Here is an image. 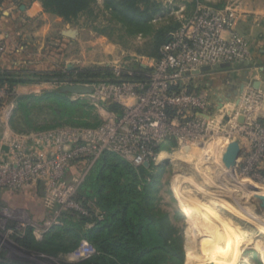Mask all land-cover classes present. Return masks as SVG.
<instances>
[{"label": "rangeland", "instance_id": "obj_1", "mask_svg": "<svg viewBox=\"0 0 264 264\" xmlns=\"http://www.w3.org/2000/svg\"><path fill=\"white\" fill-rule=\"evenodd\" d=\"M248 1L264 7V0L143 1L139 7L147 20L136 23L130 20L136 19L131 10L120 11L118 0H94L90 11L70 21L44 9L12 28L5 36L9 45L4 41L0 53V264H90L101 254L92 237L109 215L95 192V180L107 151L66 157L67 148L78 142L72 131L95 130L123 111L120 103L99 94L101 88L146 74L153 60H161L156 55L159 33L176 34L206 11L237 15L235 32L249 48L247 60L234 64L232 71L208 72L195 80L199 88L211 89L210 97L220 98L205 114L209 134L184 148L176 141L163 145L146 174L123 155L113 154L139 172L140 190L154 184V209L159 218L166 215L169 241L182 251L180 260L168 256V264H264V211L253 198L264 193V184L253 172H242V159L227 177L219 171L218 159L209 165L213 175L207 165L201 166L205 174L195 167L202 162L197 155L201 143L209 157L216 156L219 140H239L245 147L250 140L244 126L263 117L264 107L253 98L244 106L241 95L230 100L221 96L243 82L264 90L254 84L264 69V18L253 39L239 27ZM155 3L160 5L157 11ZM165 52L161 47L160 54ZM97 71L101 73L95 75ZM73 83L93 85L96 91H61ZM126 214V221L131 220V210ZM123 218L119 215V221ZM59 227L80 234L77 246L55 254L39 249ZM121 253L115 256L118 264H133Z\"/></svg>", "mask_w": 264, "mask_h": 264}, {"label": "built area", "instance_id": "obj_2", "mask_svg": "<svg viewBox=\"0 0 264 264\" xmlns=\"http://www.w3.org/2000/svg\"><path fill=\"white\" fill-rule=\"evenodd\" d=\"M237 22L234 13L222 16L215 11L203 12L188 26L171 34L162 46L165 55L149 64L142 79L103 86L99 94L120 103L123 111L111 114V119L95 130L69 132L78 142L67 148L66 157L81 155L84 158L99 149L121 154L141 167L156 160L160 148L172 141L183 148L202 142L209 134V118L205 114L220 98L210 97L211 89L199 88L195 80L208 72L232 71L234 64L247 60L249 48L245 39L235 32ZM225 32H229V36H225ZM5 48V43L0 41V53ZM205 66L210 69L202 70ZM242 84L240 104L245 106L253 98L263 109L264 90L251 83ZM229 89L221 95L226 100L236 96L234 90ZM95 91L94 86L92 93ZM262 115L244 126L250 141L242 146L241 156L244 157L240 156V164L243 173L253 172V178L264 184V112Z\"/></svg>", "mask_w": 264, "mask_h": 264}, {"label": "trees", "instance_id": "obj_3", "mask_svg": "<svg viewBox=\"0 0 264 264\" xmlns=\"http://www.w3.org/2000/svg\"><path fill=\"white\" fill-rule=\"evenodd\" d=\"M40 1L44 9L62 16L67 21L90 11L94 3V0ZM143 1L149 3V0H118L119 9L120 11L131 10L136 19L130 20L136 23H144L147 20V13L139 7V3ZM159 6L155 3L154 9L159 10ZM178 27L180 26H176L173 30L178 29ZM171 32L173 31L165 30L159 33L157 57H160V48L169 40ZM100 73L101 71H97L95 75ZM133 78L142 79L143 75H136ZM106 155L96 173L95 192L99 194L100 203L107 211L109 220L96 229L98 232L93 233L97 236L92 237V239L99 246L101 254L94 256L89 263L118 264L115 256H119L120 252L130 256L133 259H131L133 264H168V256L180 260L182 257L181 248L169 241L167 217L164 215V217L159 218L152 204L150 192L154 184H145L144 190H140L139 172L115 154L107 152ZM139 168L144 174L148 173L150 169L147 166ZM121 176L127 179L124 184L120 182ZM152 177L155 178L153 175ZM130 210L132 213L131 220L126 221V213ZM119 215L124 216L123 220L119 221ZM131 221L132 224L135 222L133 226ZM122 229L127 230L126 233H120L119 231ZM80 239L79 233L66 227H59L51 231L47 235L46 241L38 246L42 251L55 254L59 250H73ZM52 246L56 248L52 249Z\"/></svg>", "mask_w": 264, "mask_h": 264}, {"label": "crops", "instance_id": "obj_4", "mask_svg": "<svg viewBox=\"0 0 264 264\" xmlns=\"http://www.w3.org/2000/svg\"><path fill=\"white\" fill-rule=\"evenodd\" d=\"M262 5L261 2L257 4L248 1L246 6H244L245 16L242 17L239 27L247 39H253V30L258 26L256 24L264 18V7ZM43 11V5L39 0H0V41H5L9 45V39L5 40V36L13 32L12 28H15L18 24L21 25L26 18L27 20H33L40 16ZM224 35L227 36L228 34ZM260 36L262 37L261 34ZM260 43L263 42L260 41ZM261 52H264V50ZM261 70V78L256 80L254 84L264 89V69ZM234 80H232V84H236ZM227 89L230 91L229 88Z\"/></svg>", "mask_w": 264, "mask_h": 264}, {"label": "water", "instance_id": "obj_5", "mask_svg": "<svg viewBox=\"0 0 264 264\" xmlns=\"http://www.w3.org/2000/svg\"><path fill=\"white\" fill-rule=\"evenodd\" d=\"M209 69H210L209 66H205L202 68V70H209ZM232 90H234V94L236 96L237 95L239 96L244 90V85L243 84L240 85L239 89H236L235 86H233ZM61 91L66 93H71L73 95H85L92 93L94 91V86L84 83H73L62 86ZM241 154H242V144L239 140H232L228 142L221 156V166H220L221 172L229 173L230 171H232L235 165L238 163ZM145 166L149 167L150 164L146 163ZM253 198L256 200L259 208L264 211V193H254Z\"/></svg>", "mask_w": 264, "mask_h": 264}, {"label": "bare ground", "instance_id": "obj_6", "mask_svg": "<svg viewBox=\"0 0 264 264\" xmlns=\"http://www.w3.org/2000/svg\"><path fill=\"white\" fill-rule=\"evenodd\" d=\"M218 141V140H217ZM216 141V142H217ZM228 142L229 141H223V140H219L217 143H216V156L215 157H209V156H206L205 155V149H204V145H205V143H201V151L199 152V153H197V155H199V158H200V160H202V162L201 163H198V164H196V170H198V171H200L201 173H203V174H205V172H203L202 170H201V166H203V165H205V167H206V165H207V169L208 168H211L210 166V164L212 163V161H214V159L215 160H217L218 159V161H219V163H220V166H221V156H222V153H223V150H224V148H225V146L228 144ZM193 146V145H192ZM162 154V153H161ZM163 155V154H162ZM162 155L160 156V159L162 158ZM193 157V156H192ZM194 159V158H193ZM217 163V162H216ZM210 165V166H209ZM237 165V164H236ZM236 165H235V167H236ZM209 166V167H208ZM220 166H219V168H220ZM235 167L233 168V170L232 171H230L229 173H222V174H224L226 177L228 176V175H230L233 171H234V169H235ZM209 170V169H208ZM217 170V169H216ZM215 170H213L212 168H211V172H212V174L211 175H213L215 172H214ZM219 171H221V170H219ZM218 172V171H217ZM207 174V173H206Z\"/></svg>", "mask_w": 264, "mask_h": 264}]
</instances>
